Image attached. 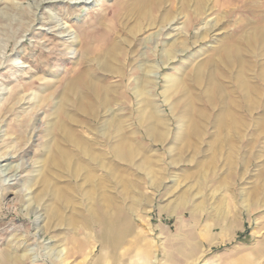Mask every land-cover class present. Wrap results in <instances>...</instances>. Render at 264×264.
<instances>
[{"label": "rangeland", "instance_id": "obj_1", "mask_svg": "<svg viewBox=\"0 0 264 264\" xmlns=\"http://www.w3.org/2000/svg\"><path fill=\"white\" fill-rule=\"evenodd\" d=\"M89 1L0 0V264H264V131L235 135L218 127L224 104L230 110L239 96L229 79L237 71L223 68L221 47L243 20L253 23L248 33L264 26L256 23L264 0L256 13L210 0L200 17L195 0H154L150 17L139 10L141 0ZM174 17L185 34L179 43L189 48L171 60L163 50ZM113 44V70L105 71L99 61ZM238 46L244 62L264 64V49ZM192 72L214 83H196ZM84 75L94 89L83 101L68 87ZM107 85L111 103L101 105ZM215 86L224 87L220 104ZM194 122L200 137L189 132ZM61 126L105 155L106 166L93 167L64 142ZM146 128L164 139L154 141ZM120 137L134 160L114 157ZM58 147L85 169L64 170ZM110 168L108 183L102 177Z\"/></svg>", "mask_w": 264, "mask_h": 264}, {"label": "bare ground", "instance_id": "obj_2", "mask_svg": "<svg viewBox=\"0 0 264 264\" xmlns=\"http://www.w3.org/2000/svg\"><path fill=\"white\" fill-rule=\"evenodd\" d=\"M151 2L155 3L156 1L154 2V0H141V3L139 4V7H138L139 10L142 12V14L144 13V15H148V17L151 16V13L149 11H147V7H148L147 5H149V3H151ZM183 2H185L186 5H188L191 2V0H183ZM257 2H258V0H217L218 8L219 9H222V8L223 9L224 8L225 9L231 8V11L233 13L234 12H237V11L240 12V11H242L243 8H246V9L248 8V9H250L253 12L256 13V11L258 12V8L260 7L259 6L257 8V6H258L257 5ZM208 3H210V0H195V7L193 8V11H192L193 14L196 17H200L201 15L206 14V12L208 11L207 10ZM72 4H90V1L89 0H73ZM233 6H235V8H233ZM157 8L158 7H156L155 10ZM175 21H176L175 20V17L172 18L171 21H170L172 23L173 27L170 29V32L166 35V38L169 41L167 43H164V46L166 48L163 50L164 51L163 53L165 54V55L163 54V56H166V57H168V59H171V60L176 57V54L174 52L177 51L176 52L177 54H180V53L183 54V53H186L187 50H188V48H189L188 47V43H186V42L185 43H179V39H181V35H183L184 32L183 31L181 32L180 31V28H177V26H175L176 25V23H174ZM263 21H264V10H260L258 12V18H257V22L256 23L257 24H260ZM242 22L244 23V26L241 27L240 29H238L239 34L236 35L235 37H233V36L230 37L229 38V41L227 43H225L224 45H222L221 50H220V55L221 56L219 55L220 56L219 58H221L220 59V62L222 64L223 68L225 67L228 70L229 73L230 72L232 73L235 70L237 71V73L235 72L237 74L236 77L231 76V78H229V79L232 80V79L235 78V83L237 84L236 85V91H237V94H239V96L237 95L238 96V98H237L238 101L235 99L236 101L235 100H231V102L229 103L230 104L229 106L231 108L230 110L227 109L228 107L225 108L227 104H224V109H223L224 111L222 112V115L220 114L221 117H222V119L220 120V123H219L218 127H219V129L221 131L227 130V131L230 132V134L231 133H235V135L236 134L239 135L243 131L245 132L247 130H251L252 131L253 129L255 131H259V130L264 131V64H261V67L258 68L259 62H258L257 59L254 60V62L252 61L251 63L244 62L242 60L243 58L241 59V57H240L241 54H240V49H239V46H238L239 43L245 45L248 49H251L252 50V53L253 54H255V52L257 51V49L259 50V48L264 49V26H262V25H258L256 27L254 26L255 27L254 28V31L251 32V33H248V28L252 27L253 23L251 21H249V20H246V21L243 20ZM208 27H209V25H208V22H207V24H206L205 27H202V28L198 29L195 32L196 40H197V38H199L201 36V32L202 31H205V30H209L210 29V28L208 29ZM116 46H117L116 44L115 45L114 44L111 45L109 47V50L104 54V56H102L100 58L99 63L102 66V69H104L105 71L113 70V66H112L113 64H112V62L115 61V58L114 57H115V54H116V52H115V49L117 48ZM167 46H169V48H167ZM178 46L181 47L180 50L177 49ZM163 63H164V65L166 64V62H163ZM210 63L211 62H207L206 64L210 66ZM246 67H249L248 69H249V71L251 73L248 72V74H246V71H248V70H245ZM157 68H159V66ZM206 68H205V70H206ZM256 68L259 70V73L254 74V72H255L254 69H256ZM222 72H224V70ZM198 73L199 72H196V74H195L196 75V78H195V75H193V72H192V75L194 76L193 78H195V80L197 79L196 80V83H200V82H203V81L204 82L208 81L206 83L208 85L209 84L211 85V83H214V81L212 80V77H209L208 75H206V77L204 78V75H202L201 73H199V74ZM206 73H207V71H206ZM85 75H84V78L81 79L80 81H76V83L72 82L69 85L68 91L70 93H72L73 96H76V97H79L80 98L81 94H82V97L83 96H86L84 94L87 93V95H88V94L91 93L92 89H94L93 82L91 80H89V78H87ZM171 77H173V75ZM228 77H230V76H228ZM221 78H223V76ZM155 79H156V81H154V83L157 82V80H158L157 78H155ZM171 82H172L171 83L172 86L178 88L179 81L177 79L174 80L172 78V81ZM229 83H231V82H229ZM206 84H204V85H206ZM79 86H81V88H82V90L80 89L81 90L80 92H79ZM220 86H219V88H220ZM169 87H171V85ZM169 87L165 90V94L168 93V89L171 90ZM182 87H184V86H182ZM198 87H200V86H198ZM212 87H213V85H212ZM230 87H232V86H230ZM171 88H173V87H171ZM214 88L216 90L214 92V94L216 95V97L214 99L219 100V103L218 104H220V101L222 102V100H223L222 97L224 98V96L222 95V92H223L222 90L224 89V87H223L222 90L219 89L218 86H215ZM110 91H111V89L108 87V85L107 86H101V91H100L101 98L99 99L100 101H98V102H100L101 105L107 104L108 102L111 101L110 100L111 98L109 97L110 95H108V93ZM180 92H183V91H180ZM103 94H105L104 97H102ZM109 94H111V93H109ZM137 94L139 96H142L143 92L141 91V89L138 88ZM171 94H172V92H171ZM185 96H187V95H185ZM213 97L214 96H210L209 94L206 93L205 100L210 103L209 105L212 104ZM93 98H94V96H93ZM94 100H95V98H94ZM83 101H84V97H83ZM188 104H189V102H188ZM191 108H193V107H191ZM259 109H260V111H259ZM192 110H194V109H192ZM211 110H213V108ZM154 114L155 113H153L152 115H154ZM189 114L190 113L188 112V115ZM197 115H198L197 118L200 121H202V120L204 121L205 120V117L206 116H205V114H202L201 111H198L197 112ZM176 116H177V114H176ZM208 116L210 117L211 115H208ZM143 117L145 118V116H143ZM209 117H208V119H209ZM148 118L151 119V118H153V116L152 117H148ZM198 123L196 124L194 122V124L191 126V130H189L190 134H192V136H194V138L200 137V135H201L200 132H199L200 125ZM260 123H262V124H260ZM114 126H116V125H114ZM204 127L206 128V125ZM155 128H146V130L150 134L149 137H151L154 141H156V142L157 141H161L162 139H164V138L161 137L163 134H162V132L160 130H156ZM119 130H120L119 127H117L116 132H119L120 133ZM229 132H227V133H229ZM60 133H61V136L63 137V140L65 139L64 142H67L68 141V142L72 143L74 147H76L77 149H79L80 153L83 156H85L86 158H88L91 163H94L95 164V166H93V167H104V166H106V164H104L105 162H103V160L106 159V156L103 155V154H96V155H94L95 153H93L92 150H90L88 148L86 142L82 141V139L79 137V135L77 133L73 132L71 128H68L66 126H61L60 127ZM230 134H228V135H230ZM66 139H67V141H66ZM215 141H220V140L215 139ZM231 141L232 140L230 139V142ZM116 142L117 143H115V145L113 147L114 157L117 158L118 160L122 161V162H130V161L134 160V158L136 157V151L129 152V151H127L128 149L125 150V146H127L126 145V143H127L126 140L123 139L122 137H120L119 141H116ZM232 143H233V141H232ZM228 144H229V142H228ZM232 146H233V144H232ZM131 148H132V146H131ZM56 158H57V161H58L57 163L61 167H63L64 170L70 171V170L75 169V170L78 171L80 169L82 171V170L85 169L83 165H76V164H74V155L71 154V150H65L62 147L61 148L58 147V149L56 151ZM107 171L105 172V175L102 178L105 179L108 183H110V181H112V178H114L115 173H114V170L111 169V168L108 169ZM88 177H89V179H87V180L89 182L92 181V184H93V182H94L93 180L95 179V177L93 175H89V174H88ZM98 193H99V189L96 188V186H95L91 190V194H98ZM106 206H108V205H106ZM106 209H107V207H106ZM36 213H40L39 210H38V208L36 210ZM40 217H41V215H38L37 221L40 220ZM53 217L56 218L57 215L54 214ZM97 217L98 216H93V218L98 219V221H100V222L104 221L103 218H100V217L97 218ZM119 231L121 232V230H118L117 232H119ZM112 240L115 241L116 239L112 238Z\"/></svg>", "mask_w": 264, "mask_h": 264}]
</instances>
